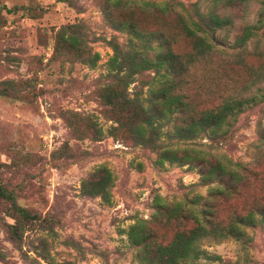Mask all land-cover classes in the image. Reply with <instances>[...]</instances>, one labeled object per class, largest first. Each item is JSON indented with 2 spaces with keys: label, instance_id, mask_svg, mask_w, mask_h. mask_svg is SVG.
Masks as SVG:
<instances>
[{
  "label": "rangeland",
  "instance_id": "rangeland-1",
  "mask_svg": "<svg viewBox=\"0 0 264 264\" xmlns=\"http://www.w3.org/2000/svg\"><path fill=\"white\" fill-rule=\"evenodd\" d=\"M113 1L0 0V88L11 82L17 87L14 94H0V182L14 190L20 205L41 215L26 225L20 241H14L8 233L14 220L0 199V264H142L128 239L129 227L144 221L157 242H169L178 229L193 224L166 223L159 204L180 202L184 208L199 210L216 185L202 181L207 166L202 167L201 159L159 161L157 151L135 143L116 127L110 108L100 100L98 89L106 80V62L113 53L111 41L123 43L127 38L105 18V4ZM165 1L171 9L164 14L138 8L151 10L152 2L163 5ZM215 3L121 0L111 7V17L129 18L142 29L158 24L176 50L188 52L191 42L176 23L178 15L194 14V8L207 14ZM15 6L19 9L8 11ZM231 14L236 26H257L248 45L251 41L264 44V0H248ZM70 24L77 25L83 42L99 54L95 66L53 51L56 32ZM236 29L218 30L217 45L231 46ZM246 60L259 63L251 55ZM236 72L241 70L231 62H211L196 71L188 95L197 108L210 106L216 101L211 92L219 74ZM146 90L144 86L143 97ZM230 121L226 139L212 140L205 133L171 145L179 154L187 149L203 158L232 160L252 168L254 174L236 195L211 201L220 220L232 211L264 203L260 135L264 103ZM98 165L108 167L114 176L109 201L81 192L83 178ZM245 232V239L239 240L204 237L198 242L204 252L180 264H264V222L245 227Z\"/></svg>",
  "mask_w": 264,
  "mask_h": 264
},
{
  "label": "trees",
  "instance_id": "trees-1",
  "mask_svg": "<svg viewBox=\"0 0 264 264\" xmlns=\"http://www.w3.org/2000/svg\"><path fill=\"white\" fill-rule=\"evenodd\" d=\"M120 1L114 0L111 5L106 2L103 9L108 22L125 32L127 38L123 43L111 41L113 53L106 62V80L98 89L100 100L110 108L117 122L116 127L123 128L135 143L157 151L159 161L181 163L201 159L202 167L207 166L202 173V181L212 180L216 183L209 189V197L199 210L184 208L180 202L159 204V214L163 215L166 223L191 221L193 224L190 228L178 229L169 242H157L144 221L135 222L127 231L128 239L136 246L137 257L142 264H180L204 252L198 246L202 238L220 240L231 236L237 240L245 239V227L264 222V203L251 204L242 212L232 211L226 220H220L211 202L216 198L227 200L236 195L248 177L254 174L249 164L203 158L191 154L187 149L179 154L178 149L171 147L173 143L191 141L205 133L212 140L218 137L226 139L232 126L230 120L235 121L241 113L264 103V44L251 41V45H248L257 26L246 23L236 26L232 19L231 12L238 11L248 0H216L215 5H220H214L207 14L196 9L197 4L194 3V14H179L176 23L191 42L188 52L176 50L158 24L142 29L129 18H112L111 7H117ZM121 5L126 7V3L122 2ZM138 8L144 12L164 14L171 6L165 1L163 5L152 2L151 10L148 6ZM17 9L19 7L15 6L8 11L15 12ZM227 10L228 13H225ZM235 27L231 46H218L216 32ZM53 51H64L71 58L91 67L96 65L99 57L83 42L76 24L62 26L56 32ZM247 55L257 58L259 63H249ZM216 60L223 64L231 62L239 66L241 72H236V75L220 73L211 92L216 101L205 108H197L188 90L195 81L196 71ZM145 74L146 79L142 77ZM130 85L133 86L131 91ZM144 86H147L145 97L142 96ZM16 91L17 87L12 82L0 88V94L4 95ZM168 125L172 128L169 129ZM98 131L94 130L97 134ZM260 135L264 145V126L260 128ZM261 149L257 153L259 156ZM113 183L111 170L105 165H98L83 178L81 192L109 201ZM0 199L7 205L6 213L14 220L8 225V233L14 241H20L26 225L41 215L20 205L14 190L1 182ZM256 216L260 218L257 220Z\"/></svg>",
  "mask_w": 264,
  "mask_h": 264
}]
</instances>
